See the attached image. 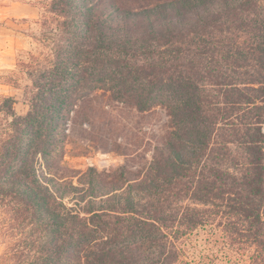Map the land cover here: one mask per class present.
<instances>
[{
    "label": "trees",
    "instance_id": "16d2710c",
    "mask_svg": "<svg viewBox=\"0 0 264 264\" xmlns=\"http://www.w3.org/2000/svg\"><path fill=\"white\" fill-rule=\"evenodd\" d=\"M47 5L52 54L18 60L32 76L28 112L0 97V207L21 234L0 262L178 264L207 228L264 264V0ZM156 107L169 129L151 157L117 142L128 134L111 111ZM79 125L131 165L68 166Z\"/></svg>",
    "mask_w": 264,
    "mask_h": 264
},
{
    "label": "rangeland",
    "instance_id": "374dc122",
    "mask_svg": "<svg viewBox=\"0 0 264 264\" xmlns=\"http://www.w3.org/2000/svg\"><path fill=\"white\" fill-rule=\"evenodd\" d=\"M50 0H0V9L20 2L29 4L35 8V16L18 17L9 16L8 19L0 20V97L10 96L13 99L12 106L17 115H25L29 110L28 97L32 88V76L28 74V66L19 65L18 60L27 62L32 59L33 66L43 64L47 54H52V43L45 38L42 24L45 23ZM3 9V8H2ZM4 27H9L10 42L3 35ZM3 29V30H1ZM10 43L11 52L7 53L5 47ZM31 52H34L33 54ZM31 53V56H27ZM34 56V57H33ZM13 65H15L13 67ZM29 67L30 70L33 68ZM105 99V98H104ZM1 107V101H0ZM112 112L120 121L117 126L124 125L127 130L126 139L119 138L127 146L136 147V152L147 153L151 157L153 146L164 141L165 134L169 129L167 112L162 107H156L141 115L130 113L127 110ZM139 121V122H138ZM4 115L0 111V125H4ZM85 127L75 126L71 130L67 141V155L65 163L75 169L86 171L94 167L99 171L114 172L126 162L131 165L126 154L111 149L94 148L93 143L84 134ZM83 134V135H82ZM87 135V134H86ZM114 142V140L112 141ZM133 144V145H130ZM140 144V145H139ZM131 153V151H129ZM137 161L140 160L137 158ZM138 162H134L136 169ZM77 178L74 179L77 182ZM10 220L4 209L0 207V256L6 246L15 245L21 238L18 231L11 230ZM16 232V233H15ZM228 241V242H227ZM0 264H2L0 262ZM7 264V263H5ZM178 264H260L256 257V250L250 244L237 240L224 238L221 232L211 233L206 229H198L192 241L186 248L185 256Z\"/></svg>",
    "mask_w": 264,
    "mask_h": 264
},
{
    "label": "crops",
    "instance_id": "0c3cea01",
    "mask_svg": "<svg viewBox=\"0 0 264 264\" xmlns=\"http://www.w3.org/2000/svg\"><path fill=\"white\" fill-rule=\"evenodd\" d=\"M2 8L0 9V20L2 19L6 20L8 19L9 16L31 17V16H35L36 14L34 7H32L29 4L20 3V2L12 3V5L5 6ZM10 30L11 29H9V27H4V30L2 32L3 35L7 36L6 42H10V37L13 35L12 33H10ZM10 49H11L10 43H7V46L5 47V51H7V53H10L11 52ZM14 66L15 65H13V67Z\"/></svg>",
    "mask_w": 264,
    "mask_h": 264
}]
</instances>
